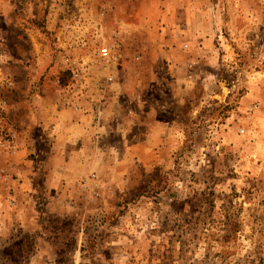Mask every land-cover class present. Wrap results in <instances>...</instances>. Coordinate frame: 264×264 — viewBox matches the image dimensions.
Instances as JSON below:
<instances>
[{"label":"rangeland","instance_id":"374dc122","mask_svg":"<svg viewBox=\"0 0 264 264\" xmlns=\"http://www.w3.org/2000/svg\"><path fill=\"white\" fill-rule=\"evenodd\" d=\"M209 1L223 65L196 112L189 114L190 105L181 109L182 142L167 147L169 156L158 151L145 162H124L121 186L106 185L102 194L84 178L76 208L54 210L57 199L30 195L32 224L23 218V196L3 178L2 157L0 264H264V0H251L249 21H241L251 35L237 40L227 27L228 0ZM34 4L16 3L21 22L32 29L35 19L23 10ZM8 28L0 20V144L14 150V131L2 123L8 107H23L26 91H36L43 78L17 60L30 52L19 25L6 35ZM238 42L253 48L245 52Z\"/></svg>","mask_w":264,"mask_h":264},{"label":"crops","instance_id":"0c3cea01","mask_svg":"<svg viewBox=\"0 0 264 264\" xmlns=\"http://www.w3.org/2000/svg\"><path fill=\"white\" fill-rule=\"evenodd\" d=\"M24 1L0 0V20L9 26L6 35L19 25L30 55L17 60L38 69L43 80L36 91H26L23 107L17 102L8 107L9 118L2 123L14 131L15 149L8 150L4 141L0 159L5 161L1 170L8 172L3 178L12 180L13 192L23 196L25 224H32L25 202L34 193L57 199L54 210L76 208L74 194L81 195L84 178L92 184L88 177L94 175L102 194L106 185L121 186L127 162H145L158 151L169 156L167 147L182 142L181 109L190 105L195 108L189 114L196 112L205 88L218 81L220 52L225 50L224 45L216 47L217 33L207 16L209 0H109L113 9L104 18L105 31L108 36L118 31L124 58L119 65L103 67L96 63L92 41L67 49L55 6L49 7L56 1L31 0L32 9L23 10L34 17V29L21 22L24 15L16 10V3ZM228 2L230 38L249 37L250 29L241 23L249 21L251 0ZM92 6L89 20L94 22ZM243 45L238 46L245 52L253 48ZM10 52L14 61L15 51ZM68 52L90 62L85 94L74 93L69 75L61 73L62 55ZM18 206L14 202L11 207Z\"/></svg>","mask_w":264,"mask_h":264},{"label":"built area","instance_id":"2783aa9c","mask_svg":"<svg viewBox=\"0 0 264 264\" xmlns=\"http://www.w3.org/2000/svg\"><path fill=\"white\" fill-rule=\"evenodd\" d=\"M64 2L68 4L59 6L55 3L57 6L55 5L54 9L57 18L61 21L59 29L66 37L64 40L67 49L71 50L79 44L84 45L90 40L96 45V53H94L96 63L103 67L119 65L124 58L119 33L113 30L111 36H108L104 25V18L113 9L112 3L109 0H66ZM94 2L98 4L95 11L96 21L91 22L89 17L93 12L90 5ZM62 64V70L70 73V79L75 88L74 93L85 94L87 80L91 78L88 59L68 52L63 53ZM107 81H112V77H108ZM91 176L89 178H95L94 175ZM95 184V182L92 183L93 186H96Z\"/></svg>","mask_w":264,"mask_h":264}]
</instances>
